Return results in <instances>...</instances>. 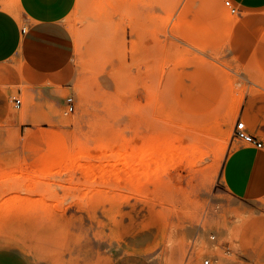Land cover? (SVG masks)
Listing matches in <instances>:
<instances>
[{
    "label": "rangeland",
    "instance_id": "374dc122",
    "mask_svg": "<svg viewBox=\"0 0 264 264\" xmlns=\"http://www.w3.org/2000/svg\"><path fill=\"white\" fill-rule=\"evenodd\" d=\"M228 1H75L72 64L16 89L0 121V256L264 264V202L220 179L264 91V9Z\"/></svg>",
    "mask_w": 264,
    "mask_h": 264
},
{
    "label": "crops",
    "instance_id": "0c3cea01",
    "mask_svg": "<svg viewBox=\"0 0 264 264\" xmlns=\"http://www.w3.org/2000/svg\"><path fill=\"white\" fill-rule=\"evenodd\" d=\"M75 1L0 0V121L10 111L16 89L36 77L56 76L72 64L76 41L65 19ZM230 1L245 11L264 9V0ZM239 118L263 146L234 142L221 169V186L240 203L260 204L264 202V91L247 96ZM0 264L13 263L0 256Z\"/></svg>",
    "mask_w": 264,
    "mask_h": 264
},
{
    "label": "built area",
    "instance_id": "2783aa9c",
    "mask_svg": "<svg viewBox=\"0 0 264 264\" xmlns=\"http://www.w3.org/2000/svg\"><path fill=\"white\" fill-rule=\"evenodd\" d=\"M227 4L232 7V2L228 1ZM236 9L232 8V11L234 12ZM15 105L17 104L18 106H21V99H14ZM234 137L237 138L238 140H243L251 145L256 146L257 148H261L263 146V141L259 140L253 135H250L247 130L244 121L239 120L237 123L235 129H234ZM203 264H218L217 261L211 259V258H204L203 259Z\"/></svg>",
    "mask_w": 264,
    "mask_h": 264
},
{
    "label": "bare ground",
    "instance_id": "6f19581e",
    "mask_svg": "<svg viewBox=\"0 0 264 264\" xmlns=\"http://www.w3.org/2000/svg\"><path fill=\"white\" fill-rule=\"evenodd\" d=\"M236 106H238V105H236ZM236 108V107H235ZM239 108V107H238ZM240 109V108H239ZM238 110V109H237ZM236 110V111H237ZM208 121V122H207ZM209 121H211V120H203V121H201V122H199V124H197L196 125V123H195V125L197 126L196 127V131H200V130H208V129H206V128H208L207 127V125H209ZM203 127H204V129H203ZM195 128V127H194ZM200 145V144H199ZM195 152V151H194ZM196 153H197V158L196 159H198L199 158V160H201V157L202 156H204L205 155V150H203V148L202 149H200V147L198 146V148H197V151H196ZM198 154H199V156H198ZM258 241V240H257Z\"/></svg>",
    "mask_w": 264,
    "mask_h": 264
}]
</instances>
